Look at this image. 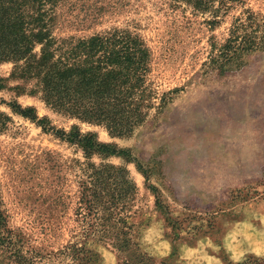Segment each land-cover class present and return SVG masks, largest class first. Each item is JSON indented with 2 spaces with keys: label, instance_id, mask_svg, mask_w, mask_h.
Here are the masks:
<instances>
[{
  "label": "rangeland",
  "instance_id": "374dc122",
  "mask_svg": "<svg viewBox=\"0 0 264 264\" xmlns=\"http://www.w3.org/2000/svg\"><path fill=\"white\" fill-rule=\"evenodd\" d=\"M212 1L211 9H221L216 19L212 10L171 0L58 3L57 39L129 31L141 40L149 55L151 108L123 136L54 111L16 89L25 86L21 81L4 84L0 198L7 228L28 258L38 256L39 264H264V52L244 55L233 71L209 66L236 18L249 12L264 22V0H240L228 12L223 0ZM12 70V63L0 64V81ZM16 103L34 109L37 119L18 113ZM77 133L94 134L116 154L69 138ZM85 196L107 225L127 234L86 240L95 220L83 209ZM124 238L126 249L111 245ZM85 242L95 255L91 262L61 254ZM9 255L0 247V264H14Z\"/></svg>",
  "mask_w": 264,
  "mask_h": 264
},
{
  "label": "trees",
  "instance_id": "16d2710c",
  "mask_svg": "<svg viewBox=\"0 0 264 264\" xmlns=\"http://www.w3.org/2000/svg\"><path fill=\"white\" fill-rule=\"evenodd\" d=\"M60 1L0 0V64H13L9 78L0 81V90L5 89L4 84L8 81H21L25 86H17L16 89L23 94L27 92L39 96L54 111L103 125L117 135H129L144 122L147 116L144 110L151 108L147 103L150 94L145 86L149 57L147 49L129 31L77 40L57 39L53 35L54 14ZM171 1L185 3L202 13L212 10L214 19L219 17L221 11L219 8L211 9L214 5L212 0ZM238 2L240 0H223L222 10L228 12L232 8L228 4ZM256 52H264V22L248 12L244 17L234 20L229 39L211 58L209 66L222 73L233 71L238 67L241 57ZM13 108L25 117L37 119L32 108L22 109L17 103ZM38 123L43 124V121ZM0 126L4 127V124L0 122ZM77 137L78 142L91 151L116 154L113 148L99 144L94 134L80 137L77 133L69 136ZM92 196L96 197L95 193ZM92 196L84 197L83 209L88 210L95 220V224L89 225L85 231L86 240L90 237L118 239L117 236L126 235L123 229L106 224L108 220L100 215L98 204ZM108 215L114 216L111 212ZM101 221L103 223L99 224ZM123 224L125 227L126 223ZM125 242L124 238V243L111 245L118 250L126 249ZM86 244L82 247L70 246L67 248L68 253L61 254L73 256L80 263L91 262L95 255ZM0 247L8 250L10 255L6 260L9 263L40 262L38 256L28 258L13 232L8 230L1 198Z\"/></svg>",
  "mask_w": 264,
  "mask_h": 264
}]
</instances>
